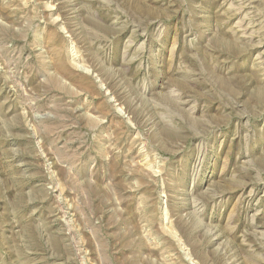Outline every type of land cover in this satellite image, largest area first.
<instances>
[{
    "label": "rangeland",
    "instance_id": "1",
    "mask_svg": "<svg viewBox=\"0 0 264 264\" xmlns=\"http://www.w3.org/2000/svg\"><path fill=\"white\" fill-rule=\"evenodd\" d=\"M0 264H264V0H0Z\"/></svg>",
    "mask_w": 264,
    "mask_h": 264
}]
</instances>
